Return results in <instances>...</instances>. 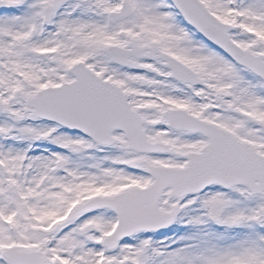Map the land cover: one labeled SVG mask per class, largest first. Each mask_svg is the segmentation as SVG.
Masks as SVG:
<instances>
[{
    "label": "snow or ice",
    "instance_id": "1",
    "mask_svg": "<svg viewBox=\"0 0 264 264\" xmlns=\"http://www.w3.org/2000/svg\"><path fill=\"white\" fill-rule=\"evenodd\" d=\"M0 264H264V0H0Z\"/></svg>",
    "mask_w": 264,
    "mask_h": 264
}]
</instances>
